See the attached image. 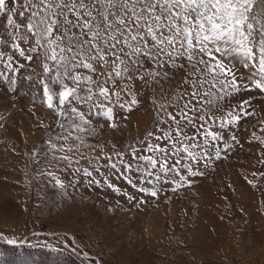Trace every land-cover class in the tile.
Returning a JSON list of instances; mask_svg holds the SVG:
<instances>
[{
	"label": "snow or ice",
	"instance_id": "6c2138e0",
	"mask_svg": "<svg viewBox=\"0 0 264 264\" xmlns=\"http://www.w3.org/2000/svg\"><path fill=\"white\" fill-rule=\"evenodd\" d=\"M19 58L42 60V72L25 75ZM25 82L42 86L48 108L57 99L55 112L67 121L66 130L80 134L94 131L93 116L118 127L119 112H131L150 89L155 130L139 147L128 146L130 159L123 158V149H113L119 163L110 168L123 169L139 193L157 197L169 182H175V192L191 184L188 177L203 174L197 165L212 162L210 148L224 139L222 131L253 114L254 97L244 94L264 97V0H0V87L16 91ZM259 103L264 111V100ZM60 126L66 127L63 121ZM153 137L155 143L149 142ZM76 139L69 152L85 145L83 135ZM214 153L219 159L221 149L214 147ZM139 179L152 186H138ZM0 240L17 244L2 234Z\"/></svg>",
	"mask_w": 264,
	"mask_h": 264
},
{
	"label": "rangeland",
	"instance_id": "374dc122",
	"mask_svg": "<svg viewBox=\"0 0 264 264\" xmlns=\"http://www.w3.org/2000/svg\"><path fill=\"white\" fill-rule=\"evenodd\" d=\"M19 62L25 75L42 72V60ZM42 94L39 84H18L16 91L0 87V234L17 240L14 252L0 240V252H8L0 263L11 264L22 251H39L53 258L51 264H264V111L259 103L264 97L256 91L244 94L254 97L253 114L212 142L221 155L216 159L210 148L212 162L197 165L202 175L188 177L191 184L175 192V182L165 183L151 197L132 188L123 169L110 168L119 163L113 149H123V158L130 159L128 146L139 147L155 130L150 89L131 112H119L116 128L102 116L91 117L90 134L66 130L67 121L55 112L58 100L50 109ZM214 129L219 130V121ZM68 131L69 140L57 139ZM77 135L84 136L85 145L69 152L79 144ZM84 168L93 175L84 176ZM93 179L100 183H89ZM149 179L156 183L155 177ZM137 183L152 186L143 179ZM124 192L138 199L128 201ZM39 257L27 264H49Z\"/></svg>",
	"mask_w": 264,
	"mask_h": 264
},
{
	"label": "trees",
	"instance_id": "16d2710c",
	"mask_svg": "<svg viewBox=\"0 0 264 264\" xmlns=\"http://www.w3.org/2000/svg\"><path fill=\"white\" fill-rule=\"evenodd\" d=\"M20 243L21 242H19V244ZM5 245H6V248H7L8 252H14L15 249L17 248L16 244L5 243ZM8 252H0V256H4ZM43 254H44L43 252H39V251L37 252V254H33L30 251H22L21 253H18L16 256H14L12 258V259H14V261L12 263H14L15 261H17L18 264L31 263V262L28 261V259L33 258L32 260L36 261V260H38L40 258L39 256L47 257V256H44ZM47 258L49 259V264H51V262L53 261V258H50V257H47ZM0 264H8V262L6 261V263H0Z\"/></svg>",
	"mask_w": 264,
	"mask_h": 264
}]
</instances>
